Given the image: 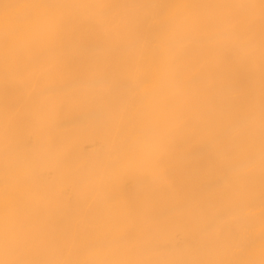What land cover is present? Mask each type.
I'll list each match as a JSON object with an SVG mask.
<instances>
[{
  "label": "bare ground",
  "instance_id": "6f19581e",
  "mask_svg": "<svg viewBox=\"0 0 264 264\" xmlns=\"http://www.w3.org/2000/svg\"><path fill=\"white\" fill-rule=\"evenodd\" d=\"M0 264H264L261 0H0Z\"/></svg>",
  "mask_w": 264,
  "mask_h": 264
},
{
  "label": "snow or ice",
  "instance_id": "6c2138e0",
  "mask_svg": "<svg viewBox=\"0 0 264 264\" xmlns=\"http://www.w3.org/2000/svg\"><path fill=\"white\" fill-rule=\"evenodd\" d=\"M261 5L264 6V0H261Z\"/></svg>",
  "mask_w": 264,
  "mask_h": 264
}]
</instances>
